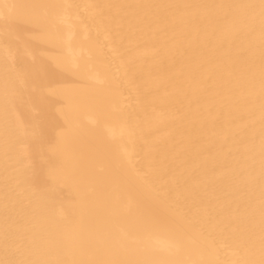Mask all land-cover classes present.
I'll return each instance as SVG.
<instances>
[{
	"label": "bare ground",
	"instance_id": "obj_1",
	"mask_svg": "<svg viewBox=\"0 0 264 264\" xmlns=\"http://www.w3.org/2000/svg\"><path fill=\"white\" fill-rule=\"evenodd\" d=\"M0 264H264V0H0Z\"/></svg>",
	"mask_w": 264,
	"mask_h": 264
}]
</instances>
